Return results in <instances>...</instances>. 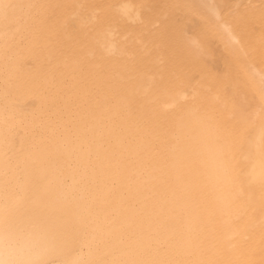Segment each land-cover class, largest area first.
Here are the masks:
<instances>
[{
	"label": "bare ground",
	"instance_id": "1",
	"mask_svg": "<svg viewBox=\"0 0 264 264\" xmlns=\"http://www.w3.org/2000/svg\"><path fill=\"white\" fill-rule=\"evenodd\" d=\"M0 264H264V0H0Z\"/></svg>",
	"mask_w": 264,
	"mask_h": 264
}]
</instances>
